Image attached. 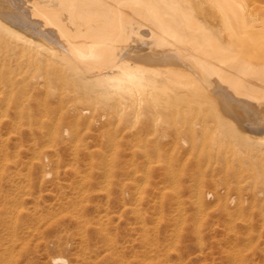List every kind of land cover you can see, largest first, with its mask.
I'll return each mask as SVG.
<instances>
[{"label": "bare ground", "instance_id": "obj_1", "mask_svg": "<svg viewBox=\"0 0 264 264\" xmlns=\"http://www.w3.org/2000/svg\"><path fill=\"white\" fill-rule=\"evenodd\" d=\"M40 80L55 90L54 103L35 91ZM183 107L216 151L230 153L240 165L259 163L253 170L235 166L236 183L224 184V191L249 187L254 195L225 192L224 201L263 207L264 0H0V124H28L41 179L51 174V161L43 160L48 152L38 148L42 135L50 147L60 129L62 137L79 138L80 124L106 123V113L98 111L106 108L116 112L114 120L137 124L144 117L156 127L180 117ZM171 110L177 113L168 115ZM155 152H162L160 146ZM197 197L204 201V191ZM22 208L18 201L10 214L2 264H18L11 251L20 240ZM260 216L264 219V212Z\"/></svg>", "mask_w": 264, "mask_h": 264}, {"label": "rangeland", "instance_id": "obj_2", "mask_svg": "<svg viewBox=\"0 0 264 264\" xmlns=\"http://www.w3.org/2000/svg\"><path fill=\"white\" fill-rule=\"evenodd\" d=\"M40 81L35 91L54 103L55 90ZM185 109L179 111L180 117L154 127L144 117L137 124L124 118L114 120L116 112L106 108L98 110L106 113V123L80 124L79 138L62 137L60 129L50 147L47 135H42L38 148L48 152L43 160L51 161V176L42 179L28 124L12 128L1 123L0 264L8 251L4 245H9L6 238L11 235L10 214H15L18 201L23 203L17 229L20 240L11 251L18 264H264V219L260 216L264 206L245 202L238 208L224 201L227 193L229 197L254 195L249 187H240V193L235 186L224 191V184L236 183L235 166L253 170L259 163L240 165L230 153L216 151L204 135L206 130L189 122ZM198 190L204 191V201H199ZM58 256L67 261L55 260Z\"/></svg>", "mask_w": 264, "mask_h": 264}]
</instances>
